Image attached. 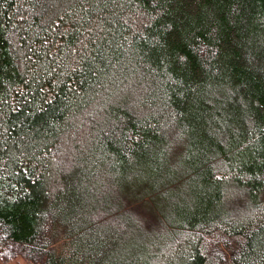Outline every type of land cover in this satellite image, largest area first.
<instances>
[{
  "label": "trees",
  "instance_id": "trees-1",
  "mask_svg": "<svg viewBox=\"0 0 264 264\" xmlns=\"http://www.w3.org/2000/svg\"><path fill=\"white\" fill-rule=\"evenodd\" d=\"M263 193L264 0H0V264H264Z\"/></svg>",
  "mask_w": 264,
  "mask_h": 264
},
{
  "label": "rangeland",
  "instance_id": "rangeland-1",
  "mask_svg": "<svg viewBox=\"0 0 264 264\" xmlns=\"http://www.w3.org/2000/svg\"><path fill=\"white\" fill-rule=\"evenodd\" d=\"M262 198L264 199V193L262 194ZM152 228V227H151ZM25 262L21 261L20 264H24Z\"/></svg>",
  "mask_w": 264,
  "mask_h": 264
}]
</instances>
